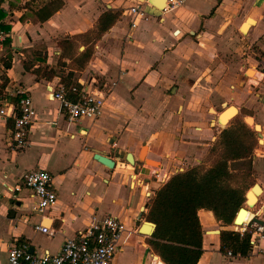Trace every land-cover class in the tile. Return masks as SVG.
<instances>
[{
	"label": "crops",
	"instance_id": "obj_1",
	"mask_svg": "<svg viewBox=\"0 0 264 264\" xmlns=\"http://www.w3.org/2000/svg\"><path fill=\"white\" fill-rule=\"evenodd\" d=\"M135 5L144 16L130 11ZM164 7L165 0H0V28H8L1 29L0 90L6 96L0 107L9 114L28 96L35 110L27 146L19 151L9 147L13 120L0 115L1 263L12 245L56 254L93 220L113 216L125 233L112 264H163L147 243L154 230L139 232L150 202L171 176L202 164L237 116L245 125L243 118H252L260 130L246 125L258 147L246 160L251 184L235 215L245 208V219L256 217L264 226V0H187L171 12ZM108 11L118 17L97 34L98 19ZM84 52L83 68L71 70ZM69 72L72 86L103 98L99 118L70 122L51 97ZM223 104L236 114L221 127ZM96 153L113 167L96 161ZM236 162L245 161L228 162L230 171ZM37 169L49 173L56 194L43 213L22 185ZM255 185L260 191L248 208L246 195ZM235 215L224 226L211 211H197L203 231L197 264H264L262 256L220 253L219 233L234 231ZM37 224L53 235L35 231Z\"/></svg>",
	"mask_w": 264,
	"mask_h": 264
},
{
	"label": "trees",
	"instance_id": "obj_2",
	"mask_svg": "<svg viewBox=\"0 0 264 264\" xmlns=\"http://www.w3.org/2000/svg\"><path fill=\"white\" fill-rule=\"evenodd\" d=\"M118 14L117 11H108L101 15L97 34L107 30ZM0 29L8 30L5 26ZM62 43L68 44L70 41L64 40ZM88 56L86 52L81 53L69 64V68H83ZM4 66L9 67L8 63ZM72 76V72H69L61 78L66 96L70 95L68 88L72 86ZM257 147L254 131L237 117L214 142L211 152L217 158L207 169L192 167L177 173L156 191L146 215L147 222L155 224L147 243L163 264H197L203 252V231L198 210L211 211L224 226L231 224L245 199L244 189L231 184L234 174L229 170L228 162L248 160ZM219 251L224 255L229 251L233 256L247 257L250 253L249 234L240 236L233 230L220 231Z\"/></svg>",
	"mask_w": 264,
	"mask_h": 264
},
{
	"label": "built area",
	"instance_id": "obj_3",
	"mask_svg": "<svg viewBox=\"0 0 264 264\" xmlns=\"http://www.w3.org/2000/svg\"><path fill=\"white\" fill-rule=\"evenodd\" d=\"M187 0H165L162 12H171L182 7ZM130 11L139 17L145 15L140 5L133 6ZM134 27V24H132ZM6 34L0 29V42ZM73 100L66 98V88L59 84L51 94L63 110L68 121L79 119L95 120L99 118L104 107L103 98L87 93L78 86L68 88ZM5 91L0 90V104H5ZM23 94L22 92H19ZM15 110L10 106L11 112L7 114L5 107H0V115L13 120V128L9 138V147L19 151L27 146V133L33 124L35 110L28 96H21ZM22 185L28 189L35 200V210L43 213L46 209L55 205L56 194L51 187V177L44 169L28 172L23 177ZM15 191L19 187H14ZM34 230L53 235L51 230L37 224ZM234 231L240 236L249 234L250 254L264 257V226L258 225L252 219L235 227ZM125 233L124 224L113 216H106L102 220H93L90 225L78 231L74 238L63 241L56 254L37 255L28 251L26 245H12L7 250L5 263L0 264H112L115 255L121 250V239ZM228 257L233 256L231 252L226 253Z\"/></svg>",
	"mask_w": 264,
	"mask_h": 264
},
{
	"label": "water",
	"instance_id": "obj_4",
	"mask_svg": "<svg viewBox=\"0 0 264 264\" xmlns=\"http://www.w3.org/2000/svg\"><path fill=\"white\" fill-rule=\"evenodd\" d=\"M222 107L224 108V110L222 111V113H220L218 115L217 122H219L220 120L222 121L225 117H227L229 115H231V116H229L228 119H231L236 114V110L233 107H231V106L227 107L226 104H223ZM227 121H226V123H227ZM243 121L246 123V125L251 126L252 129L255 132H259L260 127H259V125L253 123L252 118H250V117H244L243 118ZM257 136H258V143L261 144V135L258 133ZM94 159L96 161H98L99 163H101L102 165H104L105 167H107V168H112L113 167V162L111 160H109L108 158L102 156L101 154L96 153L94 155ZM126 162L133 165V162H132V159H131V156L130 155H127ZM253 191L254 192L260 191L259 186L255 185L253 187ZM252 200H253V197L248 193L246 195V205H248V202L249 203L252 202ZM255 202H256V200H255ZM246 213H247V210L245 208H240L238 210L237 214L235 215V218H234V221L232 223V226L233 227H238V226L242 225L243 224L242 223V219H243V216ZM252 221L255 222V223H257L258 225H263V222L260 221L259 219H257L256 217L252 218ZM145 225L146 226H150V229L145 230V231H148V232H144V229H146L145 228ZM154 229H155V224L149 223V222H145L144 223V226L142 228H140V231L139 232L140 233H146L148 235H151Z\"/></svg>",
	"mask_w": 264,
	"mask_h": 264
},
{
	"label": "rangeland",
	"instance_id": "obj_5",
	"mask_svg": "<svg viewBox=\"0 0 264 264\" xmlns=\"http://www.w3.org/2000/svg\"><path fill=\"white\" fill-rule=\"evenodd\" d=\"M212 112H214V111L210 110V113H212ZM237 117L241 119V116H237ZM213 133H214L213 137H216L217 136L216 132H213ZM215 140L216 139L212 138L211 142L213 143ZM213 145H211V147L209 148L208 153L205 156V158H204L205 160L203 161V163L196 166V167H200L201 169H207L213 163V161L217 158L216 154L211 152V148L213 147ZM246 163H247V161L236 162V163L230 164L231 172L234 174V178L232 179L231 184L233 186H236V187H242L244 189V191H246L247 187L251 184L250 181H251V172H252L251 168ZM242 207H244V203H243ZM248 208H251V207H248ZM255 209H256V207H255ZM250 210L253 211L254 208H252ZM222 260L225 261L224 259H222ZM219 261H221V260H219Z\"/></svg>",
	"mask_w": 264,
	"mask_h": 264
},
{
	"label": "bare ground",
	"instance_id": "obj_6",
	"mask_svg": "<svg viewBox=\"0 0 264 264\" xmlns=\"http://www.w3.org/2000/svg\"><path fill=\"white\" fill-rule=\"evenodd\" d=\"M251 72V71H250ZM253 73V72H252ZM226 120H227V117H225L222 121L220 120L219 121V126H221V127H223L224 125H225V122H226ZM262 142V141H261ZM259 193V191H256V192H254L253 190H251L250 192H249V194L253 197V200H252V202H248V207H252V205L254 204V202H255V196L257 195ZM248 216V212L243 216V219H242V223H246L247 221H249L250 219H245L246 217ZM145 228L146 229H144V232H148V231H145V230H148V229H150V226H146L145 225Z\"/></svg>",
	"mask_w": 264,
	"mask_h": 264
}]
</instances>
